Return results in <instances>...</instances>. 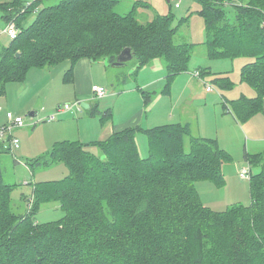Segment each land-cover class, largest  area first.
Returning <instances> with one entry per match:
<instances>
[{
    "label": "trees",
    "instance_id": "16d2710c",
    "mask_svg": "<svg viewBox=\"0 0 264 264\" xmlns=\"http://www.w3.org/2000/svg\"><path fill=\"white\" fill-rule=\"evenodd\" d=\"M42 1L0 4L5 21L14 19L20 29L8 46L0 45V94L8 82L25 81L31 68L68 59L74 65L85 57L113 63L126 47L140 66L163 58L170 81L188 70L194 45L174 42L180 26L173 25L171 14L142 23L134 14L138 2L121 14L120 0H58L39 9ZM198 1L210 58H251L241 68V81L256 95L224 103L244 122L263 110L264 0H241L232 22L223 0ZM33 10L37 15L23 27ZM209 72L200 70L202 77ZM89 113L99 114L102 122L111 117L95 102ZM141 132L148 139L146 157L136 141ZM7 141L0 140V153ZM94 146L100 153L90 151ZM246 159L262 164L261 173L250 178L251 204L224 211L203 204L196 182L223 185V166L231 155L217 139L195 136L185 123L136 125L88 143L55 142L36 164L62 161L70 172L61 180L34 183L31 195L21 197L28 200L21 212L0 162V264H264V150L247 152ZM50 202L59 203L64 215L40 222L39 209Z\"/></svg>",
    "mask_w": 264,
    "mask_h": 264
},
{
    "label": "rangeland",
    "instance_id": "374dc122",
    "mask_svg": "<svg viewBox=\"0 0 264 264\" xmlns=\"http://www.w3.org/2000/svg\"><path fill=\"white\" fill-rule=\"evenodd\" d=\"M32 1L22 0V3L26 4ZM57 1L43 0L39 6L41 8L43 5L45 6ZM223 1L227 18L232 22L235 17V5L241 0ZM135 2H138L139 5L136 7L134 14L142 23H146L158 15L171 14L173 16V25L180 26L174 37V42L194 45L193 55L189 62L190 69L198 67L207 69V65H212V72L216 69L218 71L221 69L223 74L228 76L226 78L228 81L226 82H231L233 87L229 89L222 87L220 84L221 80H218L216 83H211L213 92L210 94L223 93L228 102L235 98L237 99L240 95L247 97L256 95V91L251 85L241 81V68L245 63L250 61L249 58L214 59L208 55L205 45L207 37L205 21L199 13L201 3L198 0H120L116 6V10L121 14L130 13L133 11ZM144 2L148 3V5L143 6L141 3ZM177 2L180 3L179 7L176 6ZM37 12V10H33L28 13V16L22 22L23 27H27L33 21ZM4 24L0 16V29L5 26ZM11 40L8 35L0 34L1 46H8ZM135 61L137 60L133 58L125 66L115 67L107 57L93 60V64H106L105 73L108 80L104 85L107 88V94L102 98H95L93 94L91 99L100 108L102 114L111 113V117L107 121L112 118L115 120L128 118L140 105H143L145 107L144 125L147 127L177 122L180 119L178 115L181 109H184V115H186L183 120L190 121L192 125H196V122H193V115L198 111V107L188 97L181 98V101L177 103L175 102L177 99L176 95L172 102V105L175 103L176 106L174 111L172 110L174 116L173 118H169L168 116L171 114V99L168 93L172 90L173 84V81H170L168 76L166 77L168 68L166 67L165 71L161 72V69H157L156 67L144 69V65L142 67L144 72H141L137 76L136 71L133 74V64H135ZM69 64H72L70 59L59 61L53 66H47L43 69L34 67L31 69L25 82H8L5 92L0 94V125L9 121V113L22 115L28 123L24 127L17 128L14 132V135L19 137L20 146L12 149L10 140H8L4 143V151L0 153L4 181L14 186L11 197L15 202H18V207L15 208L17 212L28 208V200L21 197L23 194L26 196L31 195L34 183L61 180L70 172L69 166L62 161L49 166L36 164L35 161L38 158L42 161L44 157L48 156L49 150L45 145L50 142L49 134L58 127H68L67 118L63 112L57 116L56 120L51 121L47 119L48 116L56 113L59 106H64L65 103L72 104L79 101L75 100L77 96H75L73 90L74 84L64 80L66 67ZM212 72L205 74V76L219 78ZM101 75L103 76V74ZM150 80H153V82L146 85ZM206 81L208 82L207 79ZM21 83L25 85H21ZM22 86L24 88H21ZM34 86L35 89L33 91L28 90L29 87L33 89ZM223 100L221 97L219 98L220 104H217L218 111L212 110L210 114L204 113L197 120V125L201 127L203 136L211 132V137L218 139L214 131L217 129L220 131L218 136H220L221 143L218 142L220 146L226 147L231 155V160L223 166V185L219 186L211 181L196 182V187L203 204L214 211H224L236 204H251L250 179L241 177L239 172L244 167H251L252 175L261 173L262 164L254 166L250 163L246 159V152L248 151L253 154L264 149V110L244 122H238L231 116L221 114L232 113L224 107L225 101ZM78 107L81 110H78ZM78 107L73 110L83 116L85 114V106L80 103ZM185 109L187 110L186 114ZM33 110L36 111V116L31 120L30 113ZM69 112H67L68 116H70ZM72 114L76 116L73 111ZM86 114H88L86 116L90 120H94L95 127L99 131V127L103 126L99 114L91 115L88 111ZM69 119L73 118L69 117ZM33 121L36 122V125H32ZM73 122H77V119H73ZM234 126H236L237 131L234 129ZM68 128V133L63 134L61 137L76 139L75 137H78L77 134L73 133L70 127ZM227 136L228 138L230 137L229 139L232 140V143L227 139ZM136 141L140 155L146 157L149 153L146 133H139L136 136ZM90 151H93L94 154L100 153V150L95 146L91 147ZM261 178L259 175L256 177L258 180H261ZM259 184L260 181H258L257 185ZM63 215L64 212L61 210L60 204L50 202L41 205L37 218L40 222H48L58 220Z\"/></svg>",
    "mask_w": 264,
    "mask_h": 264
},
{
    "label": "crops",
    "instance_id": "0c3cea01",
    "mask_svg": "<svg viewBox=\"0 0 264 264\" xmlns=\"http://www.w3.org/2000/svg\"><path fill=\"white\" fill-rule=\"evenodd\" d=\"M10 1L11 0H0V4L10 2ZM52 1H55V0H52ZM27 3H29V2H27ZM0 16H1V19L5 23L4 24L5 26L2 29H0V31H2L6 27L8 22L5 21V19L3 17V11L1 9H0ZM2 34H6V33H2ZM249 59L251 61V58H249ZM250 61H248V62H250ZM162 64H163V66H162ZM105 65L106 64H93L92 59L85 57V58L79 59L76 64H74V65L69 64L68 67H66L67 70L65 71V74H64V80L67 81L68 83L74 84L73 90L75 92V96H77V98L75 100H79V102L85 106V114H83V116H81L80 114H77L74 110H69L70 112L69 111L63 112V114L66 115L65 117L67 118V120H66L68 123L67 126L70 127L72 129V132L77 134L78 137H75L76 139H72L70 137H61L63 134L68 133L69 128L68 127L67 128L58 127L56 129H54L51 134H49L50 142L45 145L46 148H48V150L51 149L52 145L55 142L62 141V140H78L81 142L88 143L91 141L103 140V139L107 138L108 136H110L114 132L122 131L128 127H132V126H136V125H139L144 129L152 128V127H147L146 125H144L145 107L143 105H140L139 108H137V110H135L128 118H125L122 120L121 119L115 120L114 118H112L107 122L106 121L102 122L103 126H101V128L99 127V129H100L99 131L95 127L94 120H90L88 118V116H86V115H88V114H86V112L87 111L89 112L91 105L94 103L93 99H91V96L93 95V93H92L93 86L105 87L104 84L108 80L107 75L105 73L106 72L105 71ZM143 66L144 65L140 66L139 63L137 61H135V64H133L134 71H133V69H131V71H133V74L136 71L137 76L140 75L141 72H144L143 70L147 69V67H156L157 69L160 68L161 72H164L166 67H167V63L163 58L157 57V58L153 59L150 63L145 64V68L142 70ZM206 67H208L207 69H209L212 72V68H213L212 65H207ZM36 68H38V67H36ZM43 68L44 67L39 68V69H43ZM70 68H71L72 72H71V74H69V79L66 80V74ZM31 69L28 71L27 78H28V75H29ZM200 70H202V69L199 67L195 68V69H192V68L190 69V65H189L187 71H183V72L175 74L173 77H171V80L173 81L172 90L168 93V96L171 99V114H172V115L171 114L168 115L169 118H173V116H174L173 111H174V108L176 107L175 103L172 105V102L174 101V97L177 95V99L175 100V102H177V103L179 101H181V98L188 97L189 100H192V102H194L198 107V111L196 113H194V115H193V118H194L193 122H196V125H192L190 123V121L188 122V121L183 120V118L186 116V115H184V109L180 110L179 115H178L180 119H178L177 122H169V123H185V124H188L191 126V131L195 136L204 137V138H213V137H211L212 136L211 132H208L206 135L203 136V134L201 133V127H199L197 125V120L199 119V116H201L204 113L210 114L212 112V110L218 111V105L217 104H220V102H219L220 97L222 98V100L224 99L223 101H225V102H228V101H227V99H225L226 97L223 93L220 94L219 92H217L216 94H210L213 91L207 90L205 83H207V84L214 83V78L210 77V76H204V77L201 76V78L196 76L195 75L196 71L200 72ZM35 73H39V72H35ZM212 73L215 74L216 77H219V78L221 77V79H223L224 81H227L226 78L228 76L224 75L223 71L221 69L219 71L216 69ZM101 74H103V76ZM170 75H171V73L168 70L166 77L168 76V78H170ZM27 78H26V80H27ZM208 78H211V79H208ZM206 79L208 80V82L206 81ZM204 80H205V82H204ZM25 81H23V82H25ZM239 81H240V79H239ZM152 82H153V80H150L146 83V85L149 83H152ZM21 85H25V84L21 83ZM21 88H24V86H22ZM34 89H35V86L33 89L29 87L28 90L33 91ZM223 90H225V89H223ZM241 96L242 95H240L239 97H241ZM78 97H79V99H78ZM140 99H141V97H140ZM263 110H264V100H263ZM72 111L76 114V116H73ZM67 112H69L70 116H68ZM186 113H187V110L185 111V114ZM221 114L224 116H231L236 121L241 122L236 118V116L233 113H230V114L221 113ZM30 115H31V120L34 119V117L36 116V111L35 110L31 111ZM58 115H60V113ZM69 117H71L73 119H77V122H73V119H69ZM34 123L32 125H36V123L35 124ZM4 124H6V123H4ZM164 124H168V123H164ZM161 125H163V124H161ZM89 127H91V128H89ZM153 127H155V126H153ZM234 129L237 131L236 126H234ZM214 133L217 134V138H218L217 140L220 142L221 139H220V136H218L220 134V131H218V129H217L216 131H214ZM95 135H97L98 137H92ZM229 138L227 136V139L232 143V140ZM213 139H215V138H213ZM222 148L227 150V148L224 146Z\"/></svg>",
    "mask_w": 264,
    "mask_h": 264
},
{
    "label": "built area",
    "instance_id": "2783aa9c",
    "mask_svg": "<svg viewBox=\"0 0 264 264\" xmlns=\"http://www.w3.org/2000/svg\"><path fill=\"white\" fill-rule=\"evenodd\" d=\"M31 2L27 3V5H30ZM176 6L179 7L180 3L177 2ZM25 11V10H23ZM20 29L17 27L15 20L13 19L12 21L8 22V24L6 25V27L0 31L1 33H6L10 39H14L18 33H19ZM196 76L201 78V74L199 71H196L195 73ZM206 88L207 90H213V86L211 84H206ZM92 93L94 94L95 98H102L104 96H106L107 94V89L105 87L102 86H93L92 88ZM80 105L79 101H76L75 103H65L64 106H60L58 108V111L54 114H51L48 116L47 119L49 120H56L57 119V115L59 113L65 112V111H69V110H73L75 108H77ZM78 110H81L80 107H78ZM34 122H32L33 124ZM36 123V122H35ZM34 123V124H35ZM28 125L26 118L23 117L22 115H15L13 113H9V121L6 124H3L0 126V140H10V144H11V148H18L20 146V140L19 138L14 135V132L17 128H21ZM240 175L243 178L246 179H250L252 176V170L251 167H244L242 170H240Z\"/></svg>",
    "mask_w": 264,
    "mask_h": 264
},
{
    "label": "water",
    "instance_id": "95a60500",
    "mask_svg": "<svg viewBox=\"0 0 264 264\" xmlns=\"http://www.w3.org/2000/svg\"><path fill=\"white\" fill-rule=\"evenodd\" d=\"M16 55L19 56L20 53L18 52ZM133 58L134 53L132 52L131 48L126 47L120 52V54L117 56V59L112 63V65L115 67L125 66L127 62L132 60Z\"/></svg>",
    "mask_w": 264,
    "mask_h": 264
}]
</instances>
